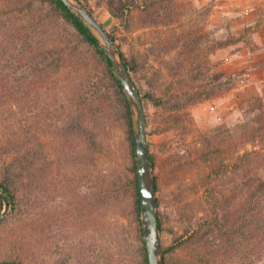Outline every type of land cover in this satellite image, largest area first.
I'll use <instances>...</instances> for the list:
<instances>
[{
  "label": "trees",
  "instance_id": "obj_1",
  "mask_svg": "<svg viewBox=\"0 0 264 264\" xmlns=\"http://www.w3.org/2000/svg\"><path fill=\"white\" fill-rule=\"evenodd\" d=\"M83 1L95 16L88 0ZM93 1L105 6L130 32L144 27L165 29L164 38L148 43L146 58H141L139 51L126 53L108 32L132 76L143 70L151 54L156 56L159 68L143 74L149 89H139L144 108L149 100L171 113L184 114L188 105L233 85L232 77H221L216 83L210 77L205 88L191 87L192 93L173 90L175 82L196 83L203 72L202 65L195 63V33L171 31L185 14L181 10L185 3ZM154 46L167 56L156 54ZM183 73L188 78H181ZM159 78L169 80L163 94L156 92ZM0 113L5 117L0 127V189L9 201V210L0 219V264H43L41 247L52 246L56 235H61L65 246L77 249L79 257L91 256L95 238L84 237L79 231H96L102 223L98 212L111 210L124 199L128 201L121 205L126 202L132 215L130 239L135 241L136 264H148L128 97L97 39L62 0H0ZM113 130L125 135L127 160L123 167L119 147L108 142ZM235 132V151L239 144L248 142H261L264 147L262 120L245 121ZM105 158L110 159V166L102 162ZM150 160L157 220L163 233L166 228L158 209L156 157L151 151ZM216 164L200 179L202 183L223 185L229 167L239 171L237 183L220 190L215 185L205 189L208 206L195 227L187 230L185 239L171 230V241L163 248L164 264H264V151L244 150L232 165L223 159ZM46 184L59 191L57 202L45 200ZM3 207L0 197V212ZM177 208L186 212L181 204ZM191 220L188 215L186 221ZM55 227L57 234L51 233ZM99 231L106 234L104 226ZM111 241L117 252L126 245L130 249L125 233ZM184 243L190 250L178 257L177 248ZM129 263L125 259L119 264Z\"/></svg>",
  "mask_w": 264,
  "mask_h": 264
},
{
  "label": "rangeland",
  "instance_id": "obj_2",
  "mask_svg": "<svg viewBox=\"0 0 264 264\" xmlns=\"http://www.w3.org/2000/svg\"><path fill=\"white\" fill-rule=\"evenodd\" d=\"M80 1L85 3L83 0ZM178 1L186 4L181 8L185 14L181 16L180 22L172 25L171 31L186 33L191 30L195 33L197 39L195 63L202 65L203 72L202 78L196 83L192 80L182 85L175 82L172 86L173 90L192 93L191 87L205 88L206 80L210 77L213 79L212 83H216L221 77H232L233 85L208 99L188 105L183 111L184 114L171 113L165 107L154 106L149 100L146 101L144 109L148 122L147 139L150 151L156 157L158 209L166 228L163 233L160 231L163 248L171 241V230L177 236L183 235L181 237L183 240L187 237V230L195 227L197 220L203 215L204 208L208 206L206 199L209 194L205 191L207 187L215 185L220 190L237 183L239 171L234 167L228 168L223 185L215 181L209 185L202 183L200 179L211 172V167L216 166V163L222 159L232 165L236 155L244 150L256 148L264 151L261 142L239 144V149L235 151V129L238 125L245 121L252 124L259 120L264 124V0ZM87 5L92 8L95 18L105 30L112 33L117 38V42H121L126 53L131 50L139 51L142 52L141 58H146L145 49L150 45L148 44L150 40L157 42L165 37L164 27H144L130 32L109 13L105 6L97 5L93 0H88ZM226 40L230 43L217 45ZM154 50L156 54L167 56L157 46H154ZM171 54H174V51ZM155 60L156 56L151 54L143 70L131 75L142 91L149 89L143 74L147 70L152 71V68H159ZM180 77L188 78L186 73L180 74ZM168 81L159 78L156 82L159 86L156 89L157 94L165 93L163 88L168 86ZM4 118L0 113V127ZM124 138V132L119 130H113L108 135V142L119 147L122 167L127 160ZM102 162L109 165L110 159L105 158ZM53 173L59 177L56 170ZM47 185L43 193L45 200L49 203L53 198L52 201L57 202L59 191L51 190ZM82 190L85 191L83 188ZM126 202L124 205L116 202L113 209L98 212L102 223L96 231L91 229H87L86 232L85 229L79 231L84 237L95 238L92 248L94 253L91 256L79 257L77 249L68 248L61 241V235H56L52 246L41 247V262L43 264H119L121 260L125 262V259L126 261L128 259L131 262L129 264H136L135 241L130 239L134 232L132 215ZM47 203L44 201L45 206ZM178 204L182 205L185 213L180 212V208H177ZM181 213L183 223L179 221ZM188 215L192 216L189 222L186 221ZM101 226L106 229L104 235L99 231ZM56 227L51 233H59ZM121 233L129 237L131 246L129 249L126 245L117 252L116 244H112L111 242L114 241L111 239H117ZM189 250L190 247L184 243L177 248L176 255L184 256Z\"/></svg>",
  "mask_w": 264,
  "mask_h": 264
},
{
  "label": "water",
  "instance_id": "obj_3",
  "mask_svg": "<svg viewBox=\"0 0 264 264\" xmlns=\"http://www.w3.org/2000/svg\"><path fill=\"white\" fill-rule=\"evenodd\" d=\"M62 1L84 22L97 39L109 57L127 94L134 120V146L141 197V219L148 264H164L163 244L157 220L153 167L147 139L146 114L139 88L121 58L114 41L95 16L88 11L80 0ZM0 197L4 203V209L0 212L1 219L9 209V201L1 189Z\"/></svg>",
  "mask_w": 264,
  "mask_h": 264
}]
</instances>
